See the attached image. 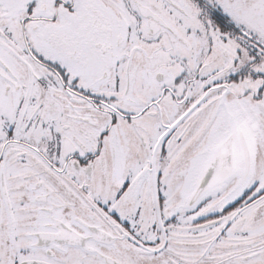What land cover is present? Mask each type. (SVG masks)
Instances as JSON below:
<instances>
[{
    "label": "snow or ice",
    "instance_id": "snow-or-ice-1",
    "mask_svg": "<svg viewBox=\"0 0 264 264\" xmlns=\"http://www.w3.org/2000/svg\"><path fill=\"white\" fill-rule=\"evenodd\" d=\"M0 264H264V0H0Z\"/></svg>",
    "mask_w": 264,
    "mask_h": 264
}]
</instances>
